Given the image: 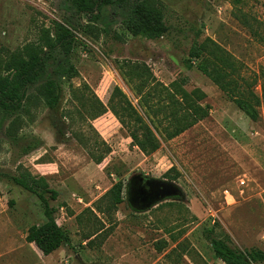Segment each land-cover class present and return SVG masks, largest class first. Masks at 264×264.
I'll list each match as a JSON object with an SVG mask.
<instances>
[{"label": "rangeland", "instance_id": "1", "mask_svg": "<svg viewBox=\"0 0 264 264\" xmlns=\"http://www.w3.org/2000/svg\"><path fill=\"white\" fill-rule=\"evenodd\" d=\"M148 1L170 28L167 37H134L112 6L96 21L83 17L79 22L88 30L77 34L70 57L78 75L63 76L68 62L58 52L41 81L56 82L59 104H34L5 126L0 171L28 172L58 192L51 206L71 246L45 256L29 244L28 230L45 221L44 206L0 178V264H224L207 239L210 230L213 238H228L242 251L264 252V106L253 122L196 67L184 64L193 43L210 39L233 57L238 75L247 87L255 84L263 103L264 0ZM69 17L63 0H0V77L26 48L43 49L44 31ZM134 65L156 79L152 85L178 83L187 93L201 89L209 116L169 140L167 114L151 112V118L140 105ZM116 87L154 132L161 145L156 153L146 156L133 148L109 108L95 119L98 101L108 106ZM38 140L41 146L24 155L22 149ZM138 176L171 195L134 209L129 184ZM117 184L122 201L109 215L103 197ZM162 184L167 186L160 189Z\"/></svg>", "mask_w": 264, "mask_h": 264}, {"label": "trees", "instance_id": "2", "mask_svg": "<svg viewBox=\"0 0 264 264\" xmlns=\"http://www.w3.org/2000/svg\"><path fill=\"white\" fill-rule=\"evenodd\" d=\"M63 6L70 13V17L61 22L54 21L53 31H44L45 47L39 52L26 48L24 55L15 56L11 63L6 65V75L0 77V135L10 120L15 119L16 122L19 114L29 111L32 105L42 103L45 107L52 108L59 104L56 82L41 81L49 59L58 52L68 62V68L63 76L70 80L78 75L76 68L70 63V57L74 51L77 34L86 33L88 30L79 22L83 17L96 21L105 6H112L116 15L122 18L127 30L136 38L157 41L170 34V28L164 23L161 11L148 0H63ZM75 20L76 23L79 22L78 28L75 26ZM184 64L188 70L196 67L253 122L259 120V108L264 106V92L262 103L252 89L255 84L247 87V80L238 75V65L233 57L215 42L206 39L193 43ZM133 69L138 75L136 79L140 82L136 84V92L140 96L141 107L151 118L162 112L167 114L166 118L172 130L168 134L169 140L187 132L209 116L210 108L202 104L206 94L201 89L197 88L187 93L183 90V85L178 83L169 87H164L160 83L155 86L152 84L157 81L151 74L142 71L138 65H134ZM186 84L185 82L184 85ZM179 95L181 100L178 99ZM98 103L100 110L95 119L106 114L109 108L129 132L133 148H138L146 156L160 150L161 145L154 132L139 116L132 102L120 88H115L108 106L101 101ZM151 103L156 104L152 106ZM41 144L38 140L35 144L26 145L22 149L23 154H30ZM166 177H170V172ZM0 178L7 179L15 186L37 196L44 206L45 221L41 226H32L28 230L26 241L29 244H35L45 256L71 246V239L58 225L55 218L56 210L51 206V202L58 199L57 191L51 189L43 178L36 179L25 171L18 175L0 171ZM121 195L122 185L117 184L103 197L105 204L103 212L112 215L122 201ZM103 230L104 228L100 231L101 234L105 232ZM213 233V230L208 231L207 239L211 242L216 258L224 264H264L263 251H242L228 238H213ZM158 246L159 251L165 248Z\"/></svg>", "mask_w": 264, "mask_h": 264}, {"label": "flooded vegetation", "instance_id": "3", "mask_svg": "<svg viewBox=\"0 0 264 264\" xmlns=\"http://www.w3.org/2000/svg\"><path fill=\"white\" fill-rule=\"evenodd\" d=\"M151 183L152 182L148 178L140 176L134 177L130 182L129 197L134 209L139 211L144 210L151 204L169 197L166 192L150 187ZM166 186L167 185L162 184L160 189Z\"/></svg>", "mask_w": 264, "mask_h": 264}, {"label": "water", "instance_id": "4", "mask_svg": "<svg viewBox=\"0 0 264 264\" xmlns=\"http://www.w3.org/2000/svg\"><path fill=\"white\" fill-rule=\"evenodd\" d=\"M166 193H167V195H168V196H170V195H171V194H169L168 192H166ZM161 200H162V199H161ZM161 200H160V201H161ZM158 202H159V201H158ZM158 202H156V203H158ZM156 203H153V204H151V205H150L149 207H147L146 209H148V208L152 207V206H153L154 204H156ZM144 210H145V209H144ZM141 211H142V210H141Z\"/></svg>", "mask_w": 264, "mask_h": 264}]
</instances>
